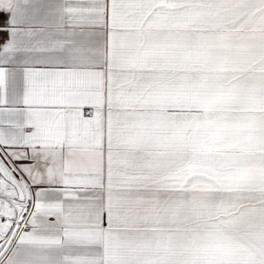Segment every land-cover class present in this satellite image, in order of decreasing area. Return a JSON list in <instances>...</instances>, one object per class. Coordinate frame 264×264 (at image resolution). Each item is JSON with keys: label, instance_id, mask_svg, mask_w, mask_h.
I'll return each instance as SVG.
<instances>
[{"label": "snow or ice", "instance_id": "1", "mask_svg": "<svg viewBox=\"0 0 264 264\" xmlns=\"http://www.w3.org/2000/svg\"><path fill=\"white\" fill-rule=\"evenodd\" d=\"M0 264H264V0H0Z\"/></svg>", "mask_w": 264, "mask_h": 264}]
</instances>
